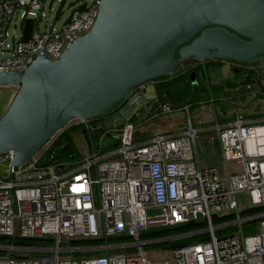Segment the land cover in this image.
Returning <instances> with one entry per match:
<instances>
[{
	"label": "built area",
	"instance_id": "built-area-1",
	"mask_svg": "<svg viewBox=\"0 0 264 264\" xmlns=\"http://www.w3.org/2000/svg\"><path fill=\"white\" fill-rule=\"evenodd\" d=\"M47 1L0 0V71H23L43 50L48 59H58L91 30L100 3L78 0L74 7H85L68 23L69 15L58 25L55 19L51 28L46 20L41 31ZM18 13L20 34L15 27L9 32L10 20ZM23 19L34 20L26 41ZM222 61L233 72L231 84L216 78L209 85L220 92V101L231 103V112H218L211 99L212 104L201 103L210 119L194 122L186 105L189 116L180 130L138 139L137 117L144 109L138 105L111 128L103 116L74 119L90 133L99 132L92 136L96 141L87 154L71 153L64 159L49 150L74 120L20 166L11 168L12 149L1 153L0 249L5 252L0 264H264V209L251 211L264 207V60ZM235 72L242 73L241 79ZM144 88H133L111 113ZM159 111L168 115L174 106L163 101ZM206 131H213L211 140L219 142L224 175L215 166L201 165L196 155L197 138ZM242 191L247 193L245 206L236 198ZM198 222L206 225L186 233L142 237ZM251 222H256L252 232L246 229ZM204 233L209 236L198 241L157 246ZM125 237L132 239L108 242ZM29 239L42 243L21 242ZM99 239L104 243L69 242Z\"/></svg>",
	"mask_w": 264,
	"mask_h": 264
},
{
	"label": "water",
	"instance_id": "water-1",
	"mask_svg": "<svg viewBox=\"0 0 264 264\" xmlns=\"http://www.w3.org/2000/svg\"><path fill=\"white\" fill-rule=\"evenodd\" d=\"M84 7H73L66 23ZM33 23L21 21L23 41ZM220 59L264 60V0H100L91 30L58 59H48L43 50L23 71H0V87L17 88L0 116V154L12 149L11 168L20 166L70 121L103 116L111 128L138 105L144 106L139 131L178 130L181 126H165L173 116L162 121L164 126L143 124L153 109L143 91L117 111L110 109L136 86L173 76L189 60L202 65L209 89L206 63ZM189 76L197 81L195 71ZM81 133L93 149L92 136L99 132L85 126Z\"/></svg>",
	"mask_w": 264,
	"mask_h": 264
},
{
	"label": "rangeland",
	"instance_id": "rangeland-1",
	"mask_svg": "<svg viewBox=\"0 0 264 264\" xmlns=\"http://www.w3.org/2000/svg\"><path fill=\"white\" fill-rule=\"evenodd\" d=\"M78 0H66L65 4L61 6L60 0H52L51 5L50 0L47 1L46 7H45V15L43 16L42 21L40 22V30L44 31L46 29V20L48 21V25L50 26L51 22L56 19L57 25L64 21L65 18L70 14L72 8L77 4ZM51 7V9H50ZM57 15V17H56ZM20 16L18 14H14L13 17L10 20L9 25V32H12L13 28H16L17 34L21 33V27H20ZM10 43H12V39L9 40ZM193 60L186 61L179 65L178 72H184L188 63H191ZM239 79H241V72H235ZM205 75V74H204ZM207 76L209 79V83L211 84V81L214 79H226L230 84L233 75V72L229 68V65H223L222 69L218 66H209L207 69ZM197 81L191 82V85H195V89L192 87L180 88L177 91L178 98L176 99L173 95L170 97V101L172 105H179L178 103L181 102V105H183V109H179L178 107L174 109L173 113L178 118H185L187 117L186 110L184 109V105H190L192 116L194 122H197L199 119L208 121L210 119V111L206 110L204 107H202L201 103H205L206 105L212 104L211 99H214V104L216 106V109L218 112H231V103L230 102H222L219 100L220 98V92L216 90L215 88H211L204 90V87L202 85L203 83V77L201 74L196 75ZM199 81V82H198ZM151 82V81H150ZM205 88L207 86L206 81ZM16 87L14 86H8V87H0V116L4 113L7 106L9 105L13 95L16 92ZM199 89V90H198ZM154 94L153 87L147 83L146 89L144 91V95L146 99H151V97ZM199 101V102H198ZM198 102V103H197ZM264 102V100L262 101ZM260 109H262V104L259 105ZM78 123L77 120H74L71 124ZM204 133L213 134V131H206ZM73 139L74 143L76 145L77 151L81 154H87L91 150L90 147L87 146L86 140L83 136V134L80 132V130H76L73 132ZM218 141H216V144ZM207 152L205 154H200V163L201 165L205 166H215L217 167L218 172L221 175H224V163L222 159V153L221 150H217L216 153H212L211 146L207 143ZM203 163V164H202ZM237 201L240 205L245 206L248 203L247 199V193L246 192H240L236 195ZM78 256V255H77ZM80 256H83L81 254Z\"/></svg>",
	"mask_w": 264,
	"mask_h": 264
},
{
	"label": "trees",
	"instance_id": "trees-1",
	"mask_svg": "<svg viewBox=\"0 0 264 264\" xmlns=\"http://www.w3.org/2000/svg\"><path fill=\"white\" fill-rule=\"evenodd\" d=\"M208 66V65H207ZM196 70L201 71L203 74V67L202 65L198 66L196 68ZM191 72V71H190ZM190 72H177L176 74H174L173 76H169L172 77L171 79H168V77H161L158 78L160 79V81H158L155 85V91L157 93L158 96H164V98L167 97H171L173 95H177V91L180 88H185V86L187 87H192L193 89H195V85H191L190 82ZM197 73V71H196ZM197 75V74H196ZM167 79V80H166ZM199 82V81H198ZM211 88H215V87H210ZM208 88H205V90ZM209 89V91H210ZM199 90V89H198ZM164 100V99H163ZM161 101V99H159V102ZM162 103V102H161ZM179 106V105H178ZM177 106V107H178ZM151 114L147 117L150 118ZM85 128L84 124H70L67 127H65L63 130L60 131V133H58V135L53 139L52 143L50 144L49 150H54L56 152V155L60 158H64L66 159L67 156L71 153H75V154H79V152L77 151L76 145L74 143V139H73V132L76 130H80V132ZM137 134V133H136ZM96 141V136L93 138V144ZM264 209V207H258L256 209H252L251 211H256V210H262ZM255 223L256 222H251L246 226V229H250V232L255 230ZM206 225V223L203 222H198V223H187V224H183V225H179L173 228H169L166 230H162V231H158L155 233H151V234H146L143 235L142 237H160V236H164V235H175V234H179V233H186V232H190L193 231L197 228L200 227H204ZM209 235L207 233L204 234H194V235H189V236H185V237H180V238H175L172 239L170 241H164L159 243L157 246L159 247H170V246H175V245H181V244H185L188 242H194V241H198L201 239H205L207 238ZM131 237H125V238H114V239H108V242H117L120 240H131ZM3 242V239L0 238V243ZM21 242L25 243V244H41L42 241L41 240H37V239H29V240H22ZM71 244L74 245H90V244H102L104 243V239L102 240H70L69 241ZM5 251L0 249V254H3Z\"/></svg>",
	"mask_w": 264,
	"mask_h": 264
},
{
	"label": "crops",
	"instance_id": "crops-1",
	"mask_svg": "<svg viewBox=\"0 0 264 264\" xmlns=\"http://www.w3.org/2000/svg\"><path fill=\"white\" fill-rule=\"evenodd\" d=\"M213 61V60H211ZM209 62L207 69L209 66H218L219 68L222 69L223 65H227L226 63H224L222 60H215L213 62ZM198 74H201L202 77H203V87H204V90H205V75L199 71ZM172 77H168V79H171ZM198 79V78H197ZM167 80V79H166ZM160 81V79H156L155 81H151V82H148L154 89V94L153 96L151 97V99H147V101H149V103H152L153 104V109H152V113H151V117L148 118L143 124L145 125H149L148 128L151 129L153 126L151 125V123L153 121H157L159 123H161L162 125L161 126H164L162 123V121H164V119L168 118L169 116H173L174 117V121L170 122V123H167V125H165L167 128H172L174 126H181L182 127V123L184 122L185 118H178L174 115V113H171V114H168V115H164L162 114L161 112H157V109L159 107V105L161 104V102L163 101H170V97H167V98H164V96H158L156 91H155V85L156 83ZM146 86L147 84L145 85V88H144V91L146 89ZM207 88V87H206ZM177 94V93H176ZM175 98L177 99L178 98V95H174ZM172 97V96H171ZM159 99H161V101L159 102ZM164 99V100H163ZM199 102V101H198ZM197 102V103H198ZM179 106L178 108L179 109H183V105H181V102L178 103ZM174 106V105H173ZM186 106V105H184ZM144 108V107H143ZM177 108V105L174 106V109ZM194 108V107H193ZM191 108V109H193ZM185 109V108H184ZM187 116H189V114H187ZM159 125V124H158ZM139 126H138V129H137V138L138 139H142V138H145L146 136H148L149 134L147 133H143L141 131H139ZM181 129V128H180ZM178 129V130H180ZM178 130H174V131H169L170 133H173V132H176ZM152 135V134H151ZM211 134H208V133H201L198 138H197V142H196V155L199 159V162H200V158H199V155L202 153V154H205L207 152V143L211 146V151L213 154L216 153V151L218 150H221L220 149V145H219V142L216 144V141H212L211 140ZM223 159V158H222ZM203 164V163H202ZM217 168V167H216Z\"/></svg>",
	"mask_w": 264,
	"mask_h": 264
},
{
	"label": "flooded vegetation",
	"instance_id": "flooded-vegetation-1",
	"mask_svg": "<svg viewBox=\"0 0 264 264\" xmlns=\"http://www.w3.org/2000/svg\"><path fill=\"white\" fill-rule=\"evenodd\" d=\"M220 60H222V59H220ZM210 61H211V60L207 61L206 66L209 64ZM213 61H215V60H213ZM213 61H211V62H213ZM200 65H201V64L198 63V62L192 61L191 63H188V65H187V67H186V69H185L184 72H190V71H195V72H196V71H197L196 74H198V70H196V68H197L198 66H200ZM157 112H160V111H159V107H158V109H157Z\"/></svg>",
	"mask_w": 264,
	"mask_h": 264
}]
</instances>
